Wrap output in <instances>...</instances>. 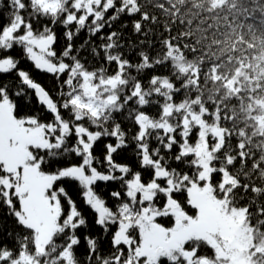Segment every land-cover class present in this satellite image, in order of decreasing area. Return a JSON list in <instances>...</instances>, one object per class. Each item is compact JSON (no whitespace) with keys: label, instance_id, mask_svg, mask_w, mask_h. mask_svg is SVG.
I'll return each instance as SVG.
<instances>
[{"label":"snow or ice","instance_id":"1","mask_svg":"<svg viewBox=\"0 0 264 264\" xmlns=\"http://www.w3.org/2000/svg\"><path fill=\"white\" fill-rule=\"evenodd\" d=\"M0 212V264H264V0H0Z\"/></svg>","mask_w":264,"mask_h":264},{"label":"trees","instance_id":"2","mask_svg":"<svg viewBox=\"0 0 264 264\" xmlns=\"http://www.w3.org/2000/svg\"><path fill=\"white\" fill-rule=\"evenodd\" d=\"M63 43H64V41L61 40L60 41L61 46L63 45ZM35 78L38 80V82H40L45 87H47L49 89L52 88V86H53L52 85V80H51V78L47 74L37 73ZM71 191L72 190H70V192ZM0 220H4V217H3L2 212H0ZM5 226L6 227H12V221H11L10 218L7 219Z\"/></svg>","mask_w":264,"mask_h":264}]
</instances>
